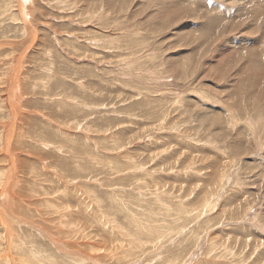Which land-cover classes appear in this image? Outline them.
I'll return each instance as SVG.
<instances>
[{
  "label": "rangeland",
  "instance_id": "1",
  "mask_svg": "<svg viewBox=\"0 0 264 264\" xmlns=\"http://www.w3.org/2000/svg\"><path fill=\"white\" fill-rule=\"evenodd\" d=\"M0 141V264H264V0H0Z\"/></svg>",
  "mask_w": 264,
  "mask_h": 264
},
{
  "label": "bare ground",
  "instance_id": "2",
  "mask_svg": "<svg viewBox=\"0 0 264 264\" xmlns=\"http://www.w3.org/2000/svg\"><path fill=\"white\" fill-rule=\"evenodd\" d=\"M63 9H64V8H63ZM26 19H27V18H26ZM22 21H23V20H22ZM25 23H26V22H25ZM20 58H21V57H20ZM243 62H244V61H243ZM16 67H17V66H16ZM19 67H20V66H19ZM17 71H18V69H17ZM15 72H16V71H15ZM18 72H19V71H18ZM14 74H16V77L18 76L17 73H14ZM14 76H15V75H14ZM14 76H12V77H14ZM12 77H11V78H12ZM14 78H15V77H14ZM15 80H16V78H15ZM12 81H13V80H12ZM16 81H17V80H16ZM16 81H15V83H16ZM10 83H12V82L10 81ZM9 87H10V86H9ZM13 87H14V84H13ZM14 88H15V87H14ZM8 90H9V89H8ZM12 90H13V88H12ZM12 90H11V91H12ZM9 91H10V90H9ZM9 130H10V129H9ZM0 142H2V141H0ZM29 150H30V149H29ZM8 176L10 177V174H8ZM6 177H7V176H6ZM9 177H7V178L9 179ZM9 180L11 181V179H9ZM7 185H8V184H5V186H3V187L5 188V187H7ZM3 187H2V188H3ZM5 190H6V188H5ZM100 202H101V201H100ZM111 202L114 203L113 201H111ZM114 204H115V203H114ZM115 205H116V204H115ZM19 206H20V204H19ZM119 206H120V205H119ZM116 208H117L118 211H120V210L123 211V208H122L121 206H120V208H118V207L116 206ZM117 210H116V211H117ZM127 217H129V215H128ZM68 221H69V220H68ZM131 222H132V221H131ZM34 227H35V226H34ZM35 228L38 229L37 227H35ZM38 230H39V229H38ZM44 234H45V235H48L47 233H44ZM19 244H20V242H19ZM19 244H18V243H15V245H14L15 248H17L18 246H20ZM30 244H31V243H30ZM134 246H135V245H134ZM35 251H36V249H35ZM37 251H38V250H37ZM37 251H36V252H37ZM41 252H42V251H41ZM41 252H37V254H38V255H41V254L43 253V252H42V253H41ZM41 257H42V255H41ZM13 264H14V263H13Z\"/></svg>",
  "mask_w": 264,
  "mask_h": 264
}]
</instances>
